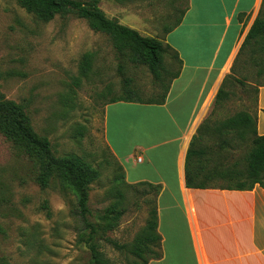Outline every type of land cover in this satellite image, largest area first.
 I'll use <instances>...</instances> for the list:
<instances>
[{
    "label": "rangeland",
    "instance_id": "rangeland-1",
    "mask_svg": "<svg viewBox=\"0 0 264 264\" xmlns=\"http://www.w3.org/2000/svg\"><path fill=\"white\" fill-rule=\"evenodd\" d=\"M185 5V0L98 2L107 17L116 18L141 35L157 38H162ZM245 31L238 38L235 55L218 86L221 92L235 97L234 104L223 109L211 107L199 131L217 140L230 139L229 147L220 151V158H228L230 164L237 159L243 163L252 136L242 139L206 130L245 110L243 96L252 101L257 86L264 85V51L255 47H251L256 50L253 52L247 47L239 51ZM88 51L93 53L92 72L88 80L83 78L77 85L74 78L79 61ZM165 62L174 70L167 57ZM166 81L167 77L165 84ZM160 85L145 67L119 54L111 38L90 28L86 19L70 13L43 22L15 0H0V94L21 107L31 130L47 138L54 156H83L98 171V177L89 184L90 222H99L116 200L124 210L112 230L95 235L94 241L107 264H130L135 260L127 250L113 248L107 239L132 243L145 227L155 195L152 189L127 182L125 173L120 178L122 170L103 138V106L114 96L126 95L130 88L137 92L131 95L133 98L138 93L140 99L157 98L162 93ZM196 90L193 86L190 95ZM208 143L201 146L210 147L208 156L216 160V142ZM45 160L24 143L0 134V262L92 264L82 240L88 230L76 213L75 191L55 170L46 185L39 183ZM149 248L145 256L159 251L161 245Z\"/></svg>",
    "mask_w": 264,
    "mask_h": 264
},
{
    "label": "crops",
    "instance_id": "crops-1",
    "mask_svg": "<svg viewBox=\"0 0 264 264\" xmlns=\"http://www.w3.org/2000/svg\"><path fill=\"white\" fill-rule=\"evenodd\" d=\"M185 2L181 21L164 36L181 59L178 76L162 102L120 100L105 105L104 142L127 182L159 187L162 256L147 264H264L263 189L193 188L185 185L184 176L189 143L215 107L222 75L261 0ZM193 86L197 90L190 95ZM232 98L228 94L216 106L234 104ZM242 105L255 114L257 134H264V85L257 86L252 101L243 96ZM200 140L201 145L220 141L205 135ZM212 168L211 162L204 171Z\"/></svg>",
    "mask_w": 264,
    "mask_h": 264
},
{
    "label": "trees",
    "instance_id": "trees-1",
    "mask_svg": "<svg viewBox=\"0 0 264 264\" xmlns=\"http://www.w3.org/2000/svg\"><path fill=\"white\" fill-rule=\"evenodd\" d=\"M15 1L36 19L43 22L53 19L55 15L65 16L70 13H74L79 18L86 19L90 28L94 31L102 32L111 38L112 45L119 54L132 64L145 67L154 79L161 84L162 93L157 98L140 99L138 98L139 93L133 98L131 95L137 92L134 90L135 88H130L126 90V95L110 98L104 104L103 110L108 103L120 100L147 103L162 102L171 80L179 74L182 65L181 59L178 53L169 44L164 42V36L169 30L179 24L185 7L163 32L162 38H157L141 35L138 30L121 24L116 18L107 17L98 6L99 0ZM245 47H255L258 51H264V0H261L258 13L247 30L239 51ZM255 48H251V51H256ZM166 57L169 60V64L174 65V70L168 68V62H165ZM92 61V52L88 51L82 54L78 66L79 72L74 78L77 85L80 84L83 78L89 79L92 72ZM166 77L167 81L165 84ZM255 91H257V88ZM228 94L229 92L223 93L218 89L214 99L215 106L228 97ZM220 96H222L221 99L219 98ZM201 125L197 129V134L192 137L186 151L185 185L193 188L215 186L230 190H251L255 185H259L264 191V134H257L255 114L247 109L238 111L213 128L208 127V130H206L209 132V129H212V131L216 132V135H227V137L230 134H235L242 139L250 134L252 136L251 147L242 159L243 163L240 159H237L233 160L230 164L228 158H220V151L229 147V142L225 141L227 139L229 141V138L219 139V144L216 143L218 158L212 161L208 156V153L211 152L210 147L205 149L200 144V139L203 135H200L199 131L204 127H201ZM79 133L81 134V132ZM0 134L24 143L27 147L46 159V167L39 175V183L41 185L47 184L49 174L52 170H55L61 179L75 191L77 196L76 213L80 217L84 228L88 230L82 240L90 252L92 264H107V260L98 250L97 244L94 241L95 235L101 230H112L117 225V221L120 219L124 210L120 208V201L116 200L99 217L100 221L96 224H93L87 219V216L91 214L87 204L89 184L98 177V171L83 156L71 153L59 157L54 156L50 151L47 138L37 136L31 130L28 118L21 107L13 100L6 99L2 94H0ZM106 149L115 159L107 146ZM211 162L214 164V168L210 171H204V168ZM117 163L119 169L122 170L120 174V178L122 179V175H124L123 167L118 161ZM216 181L221 182L219 184ZM135 184L143 185L154 190V205L149 210V218L145 227L130 244H120L111 239H107V241L117 250H127L130 252L135 257V260L130 264H147L149 260L158 259L162 256L161 249L155 253L151 252L150 256H145L150 252V246L160 248L161 245V236L157 231L156 210V196L159 187L149 182ZM117 193L118 196H121L120 191ZM0 264L7 263L0 262Z\"/></svg>",
    "mask_w": 264,
    "mask_h": 264
},
{
    "label": "water",
    "instance_id": "water-1",
    "mask_svg": "<svg viewBox=\"0 0 264 264\" xmlns=\"http://www.w3.org/2000/svg\"><path fill=\"white\" fill-rule=\"evenodd\" d=\"M246 34V33H245Z\"/></svg>",
    "mask_w": 264,
    "mask_h": 264
}]
</instances>
